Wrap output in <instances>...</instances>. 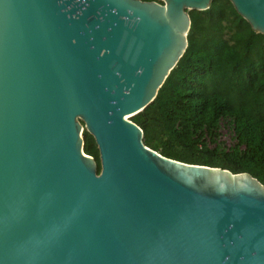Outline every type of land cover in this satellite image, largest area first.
<instances>
[{
    "label": "water",
    "instance_id": "1",
    "mask_svg": "<svg viewBox=\"0 0 264 264\" xmlns=\"http://www.w3.org/2000/svg\"><path fill=\"white\" fill-rule=\"evenodd\" d=\"M160 1L0 0V264H264L262 184L129 119L211 0ZM228 1L264 36V0Z\"/></svg>",
    "mask_w": 264,
    "mask_h": 264
},
{
    "label": "trees",
    "instance_id": "2",
    "mask_svg": "<svg viewBox=\"0 0 264 264\" xmlns=\"http://www.w3.org/2000/svg\"><path fill=\"white\" fill-rule=\"evenodd\" d=\"M187 13L184 52L151 102L129 119L141 129L143 144L159 154L246 172L264 188V36L228 0ZM222 120L232 129L230 145L218 140ZM82 138L98 173L96 144L84 129Z\"/></svg>",
    "mask_w": 264,
    "mask_h": 264
},
{
    "label": "rangeland",
    "instance_id": "3",
    "mask_svg": "<svg viewBox=\"0 0 264 264\" xmlns=\"http://www.w3.org/2000/svg\"><path fill=\"white\" fill-rule=\"evenodd\" d=\"M213 1V0H211ZM210 1V2H211ZM216 2H219L220 0H215ZM193 10V9H192ZM191 11V10H190ZM198 11V10H197ZM229 35L230 31L225 29L223 37L229 41ZM218 133V140L223 141L226 145H230L232 142L231 134H232V129L227 123H225L223 120L219 122V128L217 130Z\"/></svg>",
    "mask_w": 264,
    "mask_h": 264
}]
</instances>
